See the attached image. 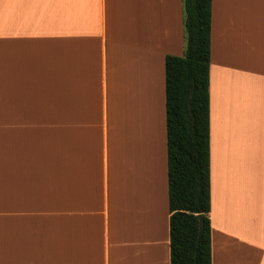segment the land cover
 Returning <instances> with one entry per match:
<instances>
[{"label": "crops", "instance_id": "obj_1", "mask_svg": "<svg viewBox=\"0 0 264 264\" xmlns=\"http://www.w3.org/2000/svg\"><path fill=\"white\" fill-rule=\"evenodd\" d=\"M184 50L182 0H0V264H171L160 134L167 181L165 57ZM258 53L264 0H212L211 210L248 208V237L210 211L212 264L222 235L264 249Z\"/></svg>", "mask_w": 264, "mask_h": 264}, {"label": "trees", "instance_id": "obj_2", "mask_svg": "<svg viewBox=\"0 0 264 264\" xmlns=\"http://www.w3.org/2000/svg\"><path fill=\"white\" fill-rule=\"evenodd\" d=\"M182 1L185 50L165 57L170 263L212 264V0Z\"/></svg>", "mask_w": 264, "mask_h": 264}, {"label": "rangeland", "instance_id": "obj_3", "mask_svg": "<svg viewBox=\"0 0 264 264\" xmlns=\"http://www.w3.org/2000/svg\"><path fill=\"white\" fill-rule=\"evenodd\" d=\"M257 57L264 58V54H257ZM254 77H248L243 80H239V87H242L240 90V95L242 94V89L248 84L255 82ZM160 129H161V117H160ZM160 142L162 148L160 149V179H161V188L166 186L168 189V178L166 180V173L164 172V149H165V139H164V129L162 128L160 134ZM164 193V189L161 191ZM221 205L214 206L211 210L213 212V217L221 221V224L225 227L233 230L236 233H242L248 237V211L247 205L243 202L241 196L237 197V200L234 202H228L226 200V195L224 192L221 194ZM245 208V209H242ZM219 257L223 264H264V249L255 248L249 246L248 242L241 241L237 238L222 235L221 248L219 251Z\"/></svg>", "mask_w": 264, "mask_h": 264}, {"label": "water", "instance_id": "obj_4", "mask_svg": "<svg viewBox=\"0 0 264 264\" xmlns=\"http://www.w3.org/2000/svg\"><path fill=\"white\" fill-rule=\"evenodd\" d=\"M203 224H204V220H203V217L201 216V218H200V222H199V236H200L201 233H202V230H203Z\"/></svg>", "mask_w": 264, "mask_h": 264}]
</instances>
